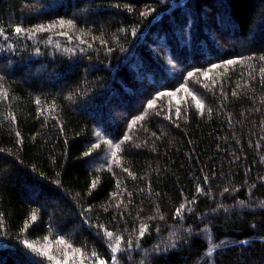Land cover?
<instances>
[{"label": "trees", "instance_id": "trees-1", "mask_svg": "<svg viewBox=\"0 0 264 264\" xmlns=\"http://www.w3.org/2000/svg\"><path fill=\"white\" fill-rule=\"evenodd\" d=\"M0 264H264V0H0Z\"/></svg>", "mask_w": 264, "mask_h": 264}, {"label": "rangeland", "instance_id": "rangeland-1", "mask_svg": "<svg viewBox=\"0 0 264 264\" xmlns=\"http://www.w3.org/2000/svg\"><path fill=\"white\" fill-rule=\"evenodd\" d=\"M116 148L115 146V143L114 141H111V140H108V148H107V151L109 152L110 151H113L114 149ZM110 154H108L107 156H105L109 161H110V158H111V155L109 156Z\"/></svg>", "mask_w": 264, "mask_h": 264}, {"label": "snow or ice", "instance_id": "snow-or-ice-1", "mask_svg": "<svg viewBox=\"0 0 264 264\" xmlns=\"http://www.w3.org/2000/svg\"><path fill=\"white\" fill-rule=\"evenodd\" d=\"M17 31H20L19 29H17ZM33 219H35V217H33Z\"/></svg>", "mask_w": 264, "mask_h": 264}]
</instances>
